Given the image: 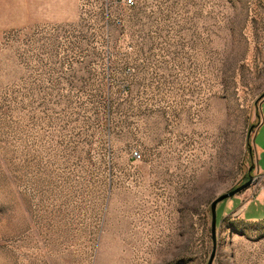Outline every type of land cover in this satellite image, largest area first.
Here are the masks:
<instances>
[{
	"label": "rangeland",
	"instance_id": "374dc122",
	"mask_svg": "<svg viewBox=\"0 0 264 264\" xmlns=\"http://www.w3.org/2000/svg\"><path fill=\"white\" fill-rule=\"evenodd\" d=\"M135 1L0 0V264H264V0Z\"/></svg>",
	"mask_w": 264,
	"mask_h": 264
},
{
	"label": "water",
	"instance_id": "95a60500",
	"mask_svg": "<svg viewBox=\"0 0 264 264\" xmlns=\"http://www.w3.org/2000/svg\"><path fill=\"white\" fill-rule=\"evenodd\" d=\"M255 181V177L251 176L250 180L247 181L246 183L242 184L241 186L223 193L221 195H219L217 198H215L212 202V213H213V225H212V232H213V237H214V243L216 245V227H217V206L219 204V202H221L222 200L232 197L234 195H236L237 193H239L240 191L246 189L248 186H250L253 182ZM214 255H215V248L214 251L210 257L209 260V264L213 263V259H214Z\"/></svg>",
	"mask_w": 264,
	"mask_h": 264
},
{
	"label": "crops",
	"instance_id": "0c3cea01",
	"mask_svg": "<svg viewBox=\"0 0 264 264\" xmlns=\"http://www.w3.org/2000/svg\"><path fill=\"white\" fill-rule=\"evenodd\" d=\"M262 103H264V99H263ZM263 123H264V118H262L261 124L259 125V127H258V129H257V131H256L255 140H256V136L261 132V129H262V127H263V126H262ZM256 144H257V143H256ZM257 152H258V154H259V159L261 160V155L264 156V140H263V146H262V145H261V146H257ZM262 202H264V201H261V203H262ZM247 208H248V206H247Z\"/></svg>",
	"mask_w": 264,
	"mask_h": 264
},
{
	"label": "built area",
	"instance_id": "2783aa9c",
	"mask_svg": "<svg viewBox=\"0 0 264 264\" xmlns=\"http://www.w3.org/2000/svg\"><path fill=\"white\" fill-rule=\"evenodd\" d=\"M135 3H136L135 0H126V4H127V5H134ZM133 156H134L135 158H139V157L141 156V154H140V152H139L138 150H135V151L133 152Z\"/></svg>",
	"mask_w": 264,
	"mask_h": 264
}]
</instances>
